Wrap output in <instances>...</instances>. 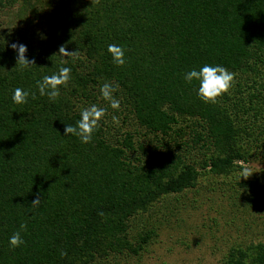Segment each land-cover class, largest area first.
Instances as JSON below:
<instances>
[{
  "label": "trees",
  "instance_id": "trees-1",
  "mask_svg": "<svg viewBox=\"0 0 264 264\" xmlns=\"http://www.w3.org/2000/svg\"><path fill=\"white\" fill-rule=\"evenodd\" d=\"M13 6L27 28L0 15V264L137 254L156 230L133 237L130 217L200 175L243 172L240 161L264 146V0H0V12ZM13 42L35 64L18 67ZM113 43L126 48L123 66L112 63ZM203 63L235 73L214 103L183 80ZM62 65L70 79L49 101L36 81ZM105 81L118 85L119 111L100 96ZM15 87L36 95L13 104ZM93 103L106 111L91 142L64 136ZM114 114L162 143L120 130ZM237 177L245 195L264 191L263 176ZM21 223L24 243L11 248ZM223 264H264V242L230 246Z\"/></svg>",
  "mask_w": 264,
  "mask_h": 264
},
{
  "label": "rangeland",
  "instance_id": "rangeland-1",
  "mask_svg": "<svg viewBox=\"0 0 264 264\" xmlns=\"http://www.w3.org/2000/svg\"><path fill=\"white\" fill-rule=\"evenodd\" d=\"M13 7L3 9L0 15L8 23L21 24ZM22 25L27 28L24 22ZM118 119L120 130L136 132L135 136L145 142L162 143L146 135L144 128ZM240 163L244 166L241 173L229 177L200 175L194 187L169 194L148 212L130 217L128 234L137 237L152 227L155 235L137 254L112 255L100 264H223L230 246L264 242V191L245 195L236 180L242 174L264 177V146L256 147L247 161Z\"/></svg>",
  "mask_w": 264,
  "mask_h": 264
},
{
  "label": "clouds",
  "instance_id": "clouds-1",
  "mask_svg": "<svg viewBox=\"0 0 264 264\" xmlns=\"http://www.w3.org/2000/svg\"><path fill=\"white\" fill-rule=\"evenodd\" d=\"M10 47L15 52L16 65L21 69H28L31 65L35 64L33 60L26 57L27 46L23 43L13 42ZM107 51L111 55L112 63L116 66H123L126 62V48L121 44H109ZM59 53L62 56H68L72 51H66L61 46ZM71 68L62 65L57 71L51 74H45L36 81V88L40 96H47L49 101H55L59 96L60 87L65 85L70 79ZM235 73L225 68L221 64L203 63L198 67H192L183 73V80L190 85H193V81L196 83L193 85L195 88L196 96L205 103H214L216 98L227 90L234 83ZM118 85L105 81L100 86V96L106 100L112 109L119 111L120 100L116 98L114 93L116 92ZM36 93L31 92L28 89L15 87L12 89L11 100L13 104H24L28 102L30 97H35ZM106 109L97 106L95 103L84 107L79 112V118L73 124H65L64 136H75L79 142L87 144L91 142L93 133L97 130V126L100 123L101 118L104 116ZM114 124L119 123L118 117L114 114L112 116ZM241 176H245L242 174ZM240 176V177H241ZM41 200L39 197L33 199L31 205L38 206ZM25 229V225L21 223L19 229L14 231L8 237V244L11 248L19 247L24 243V239L21 232ZM61 255H65L61 251Z\"/></svg>",
  "mask_w": 264,
  "mask_h": 264
}]
</instances>
